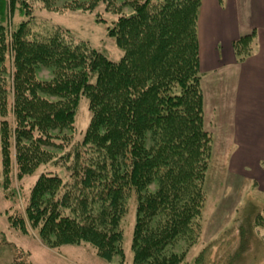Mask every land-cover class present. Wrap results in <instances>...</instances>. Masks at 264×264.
Segmentation results:
<instances>
[{
  "label": "trees",
  "instance_id": "1",
  "mask_svg": "<svg viewBox=\"0 0 264 264\" xmlns=\"http://www.w3.org/2000/svg\"><path fill=\"white\" fill-rule=\"evenodd\" d=\"M29 2L0 0V74L12 76L14 91L13 120L0 121V183L9 184L10 140L18 177L32 173L53 157L41 145L63 146L66 139L58 144L54 131L71 127L77 100L85 96L90 120L82 140L55 160L70 174H39L25 208L27 221L49 245L89 243L110 259L120 252V218L134 195L133 264H180L181 255L167 248L179 237L200 235L203 183L212 161L200 88L201 0H121L118 11H131L120 13L108 29L123 50L116 61L74 43L59 28L31 35L29 21L22 20L10 31L6 21L15 5L26 10ZM41 2L46 9L91 11L118 0ZM254 36L237 39L236 52L250 53ZM40 66L53 77L37 79ZM36 91L60 100L42 99ZM36 100L46 102L36 108ZM9 219L26 231L22 216ZM232 258L213 264H233Z\"/></svg>",
  "mask_w": 264,
  "mask_h": 264
},
{
  "label": "rangeland",
  "instance_id": "2",
  "mask_svg": "<svg viewBox=\"0 0 264 264\" xmlns=\"http://www.w3.org/2000/svg\"><path fill=\"white\" fill-rule=\"evenodd\" d=\"M120 1L116 2V6L111 4L109 8L106 2H100L91 11H81L46 9L41 0H31L26 10L16 4L6 23L12 31L19 22L27 20L30 23L31 35L45 33L51 28H59L67 31L66 35L70 36L74 43L95 49L110 60L116 61L122 56L123 50L117 45L115 38L108 34V29L120 13L129 14L131 11L125 6L119 12ZM3 23L5 24V21ZM8 67L12 74L14 70L11 61ZM35 75L40 80H49L53 77L49 68L41 66L35 71ZM200 76L204 123L207 117H204L202 73ZM6 78L5 73L0 74V121L13 120L9 114L14 94L12 76L10 75L9 80ZM213 82L214 79L212 84ZM225 82L230 83L229 76L226 79H219L217 85L223 86ZM6 84L8 87H5ZM26 87L28 86L24 87L25 90ZM26 94L29 95L28 90ZM36 95L49 101L60 100L58 96H49L40 91H36ZM219 96L221 101L225 97V95ZM216 99L219 97L208 96L210 103L215 102ZM43 102L46 101L36 100V108H40ZM64 105L67 106L68 102ZM89 120L88 100L85 96H81L74 107L71 127L61 134L60 129L54 131L55 142L61 144L60 138L66 139L63 146L55 148L41 145L40 148L43 151L53 155L52 161L39 165L32 173L21 178L18 177L16 170L15 144L13 139L10 140L9 184L5 186L0 183V264H133L134 252L131 243L136 218L134 195L126 200L120 218L119 228L122 237L120 252L110 259L98 255L95 247L89 243L49 245L42 240L37 230L31 227L25 215L31 189L40 173L60 174L65 179L68 177L71 170H67L59 161L55 163V160L62 154L72 152L76 143L82 140ZM11 125L13 128L14 123ZM208 131L211 133L212 161L203 183L205 197L200 219V235L196 240L187 236L179 237L167 249L169 252L181 255L180 264H194L202 252L206 254L202 264H213L221 259L226 260L230 256H233V264H264V192L258 189L247 174L243 176L234 174L231 177L226 175L227 160L222 158L226 148L222 139L223 134L218 131L214 136L211 126ZM223 137L225 138V134ZM1 174L0 181H3L4 175L1 176ZM21 216L25 219L26 231L14 227L13 220L9 219Z\"/></svg>",
  "mask_w": 264,
  "mask_h": 264
},
{
  "label": "crops",
  "instance_id": "3",
  "mask_svg": "<svg viewBox=\"0 0 264 264\" xmlns=\"http://www.w3.org/2000/svg\"><path fill=\"white\" fill-rule=\"evenodd\" d=\"M251 33L252 51L236 52L233 43ZM198 47L204 127L225 134L226 175L247 174L264 192V0H201ZM210 95L219 99L210 103Z\"/></svg>",
  "mask_w": 264,
  "mask_h": 264
}]
</instances>
